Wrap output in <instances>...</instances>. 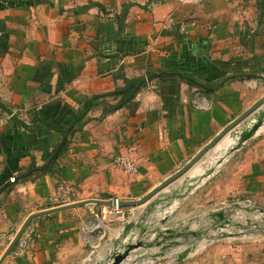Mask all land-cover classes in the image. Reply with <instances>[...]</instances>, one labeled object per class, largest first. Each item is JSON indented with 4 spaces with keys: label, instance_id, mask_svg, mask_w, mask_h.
Wrapping results in <instances>:
<instances>
[{
    "label": "crops",
    "instance_id": "1",
    "mask_svg": "<svg viewBox=\"0 0 264 264\" xmlns=\"http://www.w3.org/2000/svg\"><path fill=\"white\" fill-rule=\"evenodd\" d=\"M168 71L222 84L207 92L181 77L150 78ZM132 83L143 85L124 99ZM263 96L264 0H0V115L10 116L0 130V257L33 212L142 197ZM87 106L56 156L66 134L42 120L66 129ZM120 155L136 160L137 172L121 168ZM197 169L184 176L191 191L165 210L158 205L145 226L179 232L191 224L206 235L202 223H190L196 215L209 213L212 224L210 214L231 201L262 196L264 125L210 176L198 180ZM22 174L28 177L17 179ZM146 206L119 215L88 203L38 216L21 237L28 246L17 244L3 264L100 262ZM132 232L135 242L138 228ZM187 246L194 251L175 262ZM202 248L191 237L155 259L159 246L142 247L127 264H190Z\"/></svg>",
    "mask_w": 264,
    "mask_h": 264
},
{
    "label": "water",
    "instance_id": "2",
    "mask_svg": "<svg viewBox=\"0 0 264 264\" xmlns=\"http://www.w3.org/2000/svg\"><path fill=\"white\" fill-rule=\"evenodd\" d=\"M165 75V72H157L153 73L150 78H161ZM191 81H193V78H190ZM143 83L140 84H130V88H133V91L130 95V98L133 97V95L139 91L142 87ZM80 118H77L73 124H71L68 128H66L65 132L66 135L63 138L62 142L60 143L59 147L56 151V156L60 153V151L63 149V147L66 145L68 141L69 134L74 130L75 125L77 121ZM264 125V96L258 99L252 106H250L247 110H245L243 113H241L239 116H237L233 121H231L229 124H227L212 140H210L207 144H205L188 162L184 164L179 170L168 176L163 182H161L159 185L152 188L150 191H148L146 194H144L142 197L138 199H121L119 202L120 208H129V207H137L147 204L146 210L144 214H142L138 220H130L126 223L124 226L120 237L114 242L113 248L109 250L107 255L103 258L102 261L97 262L95 264H124L126 260L129 259V257L133 254V251L135 249L139 248H150L153 246H159L160 250L154 254L153 258H159L166 255L167 251L170 248H173L178 245H184L186 241H188L191 237H194L198 241H200L204 236L201 232H197L194 230H190V226H185L182 230L179 232L172 229V228H165L164 231H162V227H154L151 230L149 229V226H145L143 224V221H146L148 219V216L151 213H154L157 210V206L161 204V202H165L164 205L160 207V210H165L167 206H171L172 200L183 198L186 196L192 189V185H187L188 180L183 181L182 189L184 192H181L180 190H175L171 194L164 193L163 191L168 188L170 185L177 182L179 179L184 177L193 167L196 165L205 155L207 152H209L212 148H214L220 141L226 136L230 135L234 138V143L228 150V157L232 155L233 153L239 151L243 148L245 143L249 141L251 138H253L259 130ZM223 160H218L217 165L221 164ZM216 170V165L208 168L200 177L205 178L210 176L214 171ZM88 203H96L101 205H106L108 207L113 206L112 200L107 199H86L81 200L77 202L68 203L61 206H55L52 208H47L44 210H40L38 212L31 213L20 229L15 234L14 238L6 248L5 252L0 257V264H3L4 260L9 256L13 250L15 249L16 245L18 244L19 240L21 239L23 233L26 231L27 227L31 224V222L38 216H43L59 211H63L66 209L74 208L77 206H82L84 204ZM159 210V208H158ZM211 218L215 220L213 222L214 228L218 229L221 228L222 231L219 234V238H225V237H236L242 234V232H228L225 229L232 224V218L229 216L228 212L226 210H218L214 211L212 214H210ZM168 220L167 216H164L160 222L162 224H165ZM217 221V223H216ZM237 227L245 228L240 223L235 224ZM138 228V237L135 242H132L133 235L132 232L134 229ZM148 232L151 233H157L155 240L148 242L145 240H142L143 237L148 236ZM175 237H181L185 241L182 240H173ZM127 239L126 243H123L122 240ZM195 249L194 246H187L182 250V252L177 254V257L175 258V262L179 263L182 262L184 259H186L191 252H193Z\"/></svg>",
    "mask_w": 264,
    "mask_h": 264
},
{
    "label": "rangeland",
    "instance_id": "3",
    "mask_svg": "<svg viewBox=\"0 0 264 264\" xmlns=\"http://www.w3.org/2000/svg\"><path fill=\"white\" fill-rule=\"evenodd\" d=\"M233 143L234 138L229 134L226 135L220 143L207 152L206 155L194 165L189 173L197 168V170H199V173L197 172L198 174L201 172L204 173L208 168L215 165L217 166L218 160L224 159L225 161L229 159L231 155L228 157V150ZM201 179L203 178L199 175L198 180ZM183 181L184 177L174 183H177L178 186L181 184L180 188H176L175 190L184 192L185 189H182ZM187 186L188 183L186 187ZM168 189L169 187L163 192L171 194L175 191L172 189H170L171 191H167ZM164 204V201L161 202L159 207ZM230 204V206L226 207V210L232 218V224L225 230L228 232H242V234L234 237V239H228L221 243L220 241L224 240V238H219L218 236L222 229H215L214 224L209 223V213L203 212L202 214L196 215V218L190 223L196 224L197 222V225L202 223L201 229L206 231H204L206 235H203L204 237L200 240L203 241L204 248H202L200 253L195 255L194 260L190 264H264V193L262 196L256 195L255 197L248 198V200L237 199L231 201ZM187 208L188 211L196 210V207L190 204ZM236 223L242 224L245 228L237 227L235 225ZM226 238L231 237H225V239ZM102 248H105L104 244ZM102 254L103 252H100L97 254V257L93 256V262L96 261L100 255L102 256ZM173 260L174 259H171L170 264H176ZM127 262H129V260H126L124 264H127ZM143 262L144 261H139L138 259L136 263L130 264H144L145 262ZM164 263L165 262H163V264Z\"/></svg>",
    "mask_w": 264,
    "mask_h": 264
},
{
    "label": "trees",
    "instance_id": "4",
    "mask_svg": "<svg viewBox=\"0 0 264 264\" xmlns=\"http://www.w3.org/2000/svg\"><path fill=\"white\" fill-rule=\"evenodd\" d=\"M176 77H181V78H184V79H188V80H190V75L189 74H187V73H182V72H178V71H168V72H165V75H164V78H176ZM191 81V80H190ZM140 82V81H139ZM192 83H194V84H196V85H198L199 87H201V89H203V90H205V91H213V90H215V89H217L221 84H222V79H218V80H207V81H204V80H201V79H197V78H195L193 81H191ZM144 83H145V81H144ZM132 90L133 89H129V90H127V91H125L124 92V99H129L130 98V95H131V93H132ZM102 95H100V96H98V97H101ZM123 99V100H124ZM95 101V99H93V102ZM118 108H120V103H118L117 105H115V106H112L110 109L111 110H115V109H118ZM87 110H88V106L85 108V109H83L82 111H80L79 112V114L74 118V120H73V122L77 119V118H80L78 121H77V128H79V127H81V125H82V123H83V121H84V119H85V117H86V113H87ZM42 121H44L46 124H48L50 127H53V128H55V129H57V130H59V131H62V132H64L65 134H66V132H65V128H61V127H59V126H57V125H54V124H52L51 122H49V121H46V120H42ZM72 122V123H73ZM67 146H65L64 148H63V150H62V152L65 150V148H66ZM34 170H32L33 171V173H35V172H42V173H45V172H47V171H49L50 169H51V167L50 166H48V167H44V168H42V169H40V168H33ZM28 177V175H26V174H22V175H20V177H18L17 179H25V178H27ZM18 263L19 264H28V263H26L25 262V260L23 259V258H19L18 259Z\"/></svg>",
    "mask_w": 264,
    "mask_h": 264
},
{
    "label": "built area",
    "instance_id": "5",
    "mask_svg": "<svg viewBox=\"0 0 264 264\" xmlns=\"http://www.w3.org/2000/svg\"><path fill=\"white\" fill-rule=\"evenodd\" d=\"M10 119V116H5V115H0V130L3 128V126L7 123V121ZM116 162L117 164L123 168L126 172L128 173H135L137 172V162L134 159H131L129 157L126 156H118L116 158ZM113 202V206L110 207L111 210L115 213V214H119V215H123L124 214V209L119 207V202H120V198L116 197L111 199ZM101 225L100 224H95L94 228H100ZM29 243V239L27 237H23L19 240L18 244L20 246V248H26L28 246Z\"/></svg>",
    "mask_w": 264,
    "mask_h": 264
},
{
    "label": "bare ground",
    "instance_id": "6",
    "mask_svg": "<svg viewBox=\"0 0 264 264\" xmlns=\"http://www.w3.org/2000/svg\"><path fill=\"white\" fill-rule=\"evenodd\" d=\"M202 174H203V173H202ZM202 174H201V175H202ZM201 175H200V176H201Z\"/></svg>",
    "mask_w": 264,
    "mask_h": 264
}]
</instances>
